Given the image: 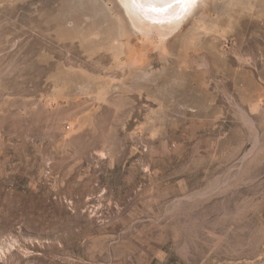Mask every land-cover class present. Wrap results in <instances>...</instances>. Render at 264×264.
<instances>
[{"label":"rangeland","instance_id":"rangeland-1","mask_svg":"<svg viewBox=\"0 0 264 264\" xmlns=\"http://www.w3.org/2000/svg\"><path fill=\"white\" fill-rule=\"evenodd\" d=\"M118 1L0 0V264H264V0Z\"/></svg>","mask_w":264,"mask_h":264},{"label":"bare ground","instance_id":"bare-ground-1","mask_svg":"<svg viewBox=\"0 0 264 264\" xmlns=\"http://www.w3.org/2000/svg\"><path fill=\"white\" fill-rule=\"evenodd\" d=\"M120 2L136 31L143 34L160 31L163 39H167L179 28L191 7V4L177 3L175 7L166 6L174 3V0H120ZM152 8L157 10L153 11ZM161 8L165 10L160 11Z\"/></svg>","mask_w":264,"mask_h":264},{"label":"snow or ice","instance_id":"snow-or-ice-1","mask_svg":"<svg viewBox=\"0 0 264 264\" xmlns=\"http://www.w3.org/2000/svg\"><path fill=\"white\" fill-rule=\"evenodd\" d=\"M175 3L177 4H182V5H188L195 3V0H174ZM167 7H171V4L166 5ZM151 10L156 11L157 9L152 8ZM160 11H164V8L159 9Z\"/></svg>","mask_w":264,"mask_h":264}]
</instances>
